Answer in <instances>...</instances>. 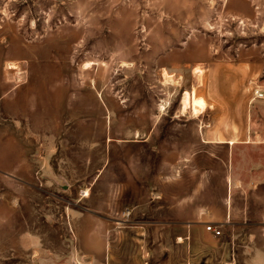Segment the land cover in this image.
Instances as JSON below:
<instances>
[{"label":"rangeland","instance_id":"obj_1","mask_svg":"<svg viewBox=\"0 0 264 264\" xmlns=\"http://www.w3.org/2000/svg\"><path fill=\"white\" fill-rule=\"evenodd\" d=\"M232 120L246 132L233 149L199 133ZM255 129L264 0H0V264H108L100 224L140 197L119 264H264V149L243 143ZM172 176L206 207L185 245L150 213ZM72 209L95 230L74 233Z\"/></svg>","mask_w":264,"mask_h":264},{"label":"crops","instance_id":"obj_2","mask_svg":"<svg viewBox=\"0 0 264 264\" xmlns=\"http://www.w3.org/2000/svg\"><path fill=\"white\" fill-rule=\"evenodd\" d=\"M190 93V92H189ZM191 97L193 93L191 92ZM195 98V97H193ZM202 99V98H201ZM203 100V99H202ZM221 123V121H220ZM199 133L202 137L204 138H221L222 140H218V142H214V140H205L206 143H225L230 146V148H234L237 144L238 141L233 139V138H238L241 136H245L246 132L244 130H241L239 127L238 123H235L234 120H232V125H228L225 128L219 127V128H212V129H201L199 130ZM250 138H262L260 140L255 141L254 139H251V141H245V145L247 146H254V147H262L264 149V129L263 130H252V132L249 133ZM232 183H237L238 178L235 175L231 176ZM168 190L166 194H157L156 196L152 197L150 201V213L157 218H162L166 215V218L174 219L176 220L175 223L172 224V226H176L174 229L175 232H179L182 235L179 236L180 238L177 241H173L174 243L176 242L177 244H187L188 242L186 241L189 238V234L191 233L193 229V225L190 224L191 218H196L195 222H201L202 217H204V212L202 209L206 208L203 206L199 205V200L197 198H192L190 193L185 192L183 190L182 192H175L174 187L176 184H185V180L183 178H177L175 176L168 177L166 179ZM251 186L243 185L241 188L244 190V193L248 194L250 191L255 192V185L256 182L253 180ZM156 184H159V178L157 179ZM238 184V183H237ZM236 184V185H237ZM259 184V183H258ZM262 185V190L264 193V184ZM252 187V188H250ZM259 190V189H257ZM229 200V196H225V199ZM223 199V198H222ZM221 199V205L222 209L220 212L216 213V217H221L223 220H215L217 223H226L231 216L234 215L233 208L230 206V208L227 210L223 208V203ZM260 199L264 200V197H261ZM230 201H231V194H230ZM148 204L146 203L144 205L143 203V198L141 197L133 202H124L123 206L124 208H130L129 212V218H126V211L123 213L124 216L120 218L119 221L117 222L114 220L115 216L109 215V216H104L105 221L101 223L100 225L104 228V232L106 233V242L108 243V248H109V256H108V261L106 260L105 263L108 262V264H119L121 261L120 260H115L116 259V249L118 248L119 250L121 248H126L127 246V233L131 231H137L135 230L136 227H140V221L136 220V217L139 216L140 214L143 213L144 207H146ZM121 214V212H120ZM128 217V216H127ZM130 219V220H129ZM66 223L67 225L73 230L74 233L80 234L81 232H91L94 231L95 229L90 228L91 224L95 225L96 221L94 220V216L91 213H88L86 211H81L77 209H72L67 212L66 215ZM199 226V225H197ZM200 227V226H199ZM218 227H222V225H218ZM134 229V230H133ZM188 234V235H186ZM88 255V254H84ZM89 258H91L90 255H88ZM88 258V259H89ZM92 261V259H89Z\"/></svg>","mask_w":264,"mask_h":264},{"label":"bare ground","instance_id":"obj_3","mask_svg":"<svg viewBox=\"0 0 264 264\" xmlns=\"http://www.w3.org/2000/svg\"><path fill=\"white\" fill-rule=\"evenodd\" d=\"M196 72H199L200 73L201 70L200 69H197ZM184 94H185V99H183V100L185 101L184 102L185 105H187L185 107H189V108L191 107L195 113H196V111L198 112L199 110H201V109L203 110L204 109V107H205L204 104L205 103H204V101L201 98H192L191 97V94L188 91H186Z\"/></svg>","mask_w":264,"mask_h":264},{"label":"built area","instance_id":"obj_4","mask_svg":"<svg viewBox=\"0 0 264 264\" xmlns=\"http://www.w3.org/2000/svg\"><path fill=\"white\" fill-rule=\"evenodd\" d=\"M205 229L211 232L212 234H214L215 236H218L221 234L220 228L212 222L207 223V225L205 226Z\"/></svg>","mask_w":264,"mask_h":264}]
</instances>
